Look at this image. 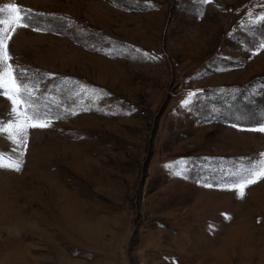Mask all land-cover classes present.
I'll use <instances>...</instances> for the list:
<instances>
[{"label":"rangeland","instance_id":"1","mask_svg":"<svg viewBox=\"0 0 264 264\" xmlns=\"http://www.w3.org/2000/svg\"><path fill=\"white\" fill-rule=\"evenodd\" d=\"M10 3L50 126L0 131V264H264V0Z\"/></svg>","mask_w":264,"mask_h":264},{"label":"snow or ice","instance_id":"2","mask_svg":"<svg viewBox=\"0 0 264 264\" xmlns=\"http://www.w3.org/2000/svg\"><path fill=\"white\" fill-rule=\"evenodd\" d=\"M31 10H24L15 4H8L0 7V93L6 95L13 104V111L17 114L18 120L8 124L5 128L0 125V131H6L11 134V139L18 147H27V133L30 128H45L50 126L46 119V114H41L39 109L32 103L33 91L23 82L24 70H17L13 63V57L9 52V42L12 35L19 27H28ZM6 14V15H5ZM264 20V16L260 17ZM189 101H185L187 104ZM23 106L24 110L21 111ZM264 131V128L256 129ZM0 167L13 168L19 171L22 167V161L13 157H5L0 154ZM264 179V163L257 169L249 171L246 178L241 179L233 187L238 190L241 198L244 196V190L247 186Z\"/></svg>","mask_w":264,"mask_h":264}]
</instances>
